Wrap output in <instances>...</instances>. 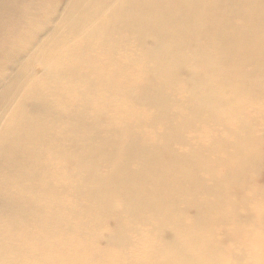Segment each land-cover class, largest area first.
I'll return each mask as SVG.
<instances>
[{"label": "bare ground", "instance_id": "1", "mask_svg": "<svg viewBox=\"0 0 264 264\" xmlns=\"http://www.w3.org/2000/svg\"><path fill=\"white\" fill-rule=\"evenodd\" d=\"M0 264H264V0H0Z\"/></svg>", "mask_w": 264, "mask_h": 264}, {"label": "rangeland", "instance_id": "2", "mask_svg": "<svg viewBox=\"0 0 264 264\" xmlns=\"http://www.w3.org/2000/svg\"><path fill=\"white\" fill-rule=\"evenodd\" d=\"M187 212H188L189 216H192V215H194L195 210L193 208H189ZM108 225L110 227H113L115 225L114 220L111 219L110 221H108Z\"/></svg>", "mask_w": 264, "mask_h": 264}]
</instances>
